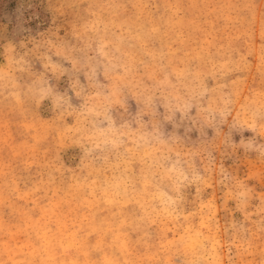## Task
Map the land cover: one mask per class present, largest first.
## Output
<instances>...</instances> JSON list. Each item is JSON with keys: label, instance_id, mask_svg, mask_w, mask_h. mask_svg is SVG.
<instances>
[{"label": "rangeland", "instance_id": "rangeland-1", "mask_svg": "<svg viewBox=\"0 0 264 264\" xmlns=\"http://www.w3.org/2000/svg\"><path fill=\"white\" fill-rule=\"evenodd\" d=\"M0 264H264V0H0Z\"/></svg>", "mask_w": 264, "mask_h": 264}]
</instances>
